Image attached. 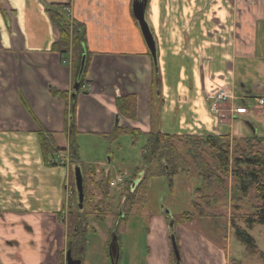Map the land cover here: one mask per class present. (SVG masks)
Returning <instances> with one entry per match:
<instances>
[{
  "label": "crops",
  "instance_id": "obj_1",
  "mask_svg": "<svg viewBox=\"0 0 264 264\" xmlns=\"http://www.w3.org/2000/svg\"><path fill=\"white\" fill-rule=\"evenodd\" d=\"M133 3L0 0V264H66L70 246L65 216L73 200L66 184L71 186V168L76 164L47 165L40 130L69 152L76 136L108 133L117 121L140 129L144 136L151 130L205 135L224 128L210 109L207 93L232 87L236 57L256 54L258 42L262 46L264 0H147L145 17L156 60ZM50 10L84 24L80 62L84 53V67L88 58L89 64L83 77L79 63L76 82L72 51H52L60 33ZM82 79L85 88H80ZM50 87L71 95L68 106L51 94ZM125 94L137 96L136 120L125 118L116 108V97ZM231 102L225 104L227 112L235 108ZM234 112L224 126L239 136L241 114ZM158 216L154 224L165 230L166 255L172 247L167 227L172 226L168 214L164 219ZM93 234L101 242L100 264H114L119 239L102 231ZM84 254L73 257L94 264L88 261L89 246Z\"/></svg>",
  "mask_w": 264,
  "mask_h": 264
},
{
  "label": "rangeland",
  "instance_id": "obj_2",
  "mask_svg": "<svg viewBox=\"0 0 264 264\" xmlns=\"http://www.w3.org/2000/svg\"><path fill=\"white\" fill-rule=\"evenodd\" d=\"M261 44L262 46H259L260 42H258L256 54L236 57L235 64L232 65L235 72L232 78V87L225 86L233 88L236 98L222 103L218 112H213L221 118L219 122L224 128L214 130L212 134L221 135L229 132L231 127L225 128L224 126H228L227 117L233 120L230 112H234L236 108L244 107L243 114L235 111L237 114H241L244 135L238 136L232 132L234 136L239 139L247 136L264 137V105L259 106L258 104L260 99L264 100V28ZM242 98L246 99L245 104ZM229 102L235 108L231 107L230 112H227L225 104ZM235 118H238L235 120H240V116ZM235 125L241 129L240 122ZM100 134L82 133L76 136L74 144L78 148L80 162L95 168L97 173L101 169L109 170L112 180L115 179V181L119 176H123V183L116 185L111 190L113 197L110 200L112 211H119L122 216L124 212L122 214L121 211L124 210L126 200L124 184H130L132 189H135L142 179L144 170L147 169L141 153L146 136L140 134L133 138L131 134H122L114 141ZM179 148L183 153L186 152V147L183 145L179 144ZM63 158L62 164H65L66 160L70 158V153L64 151ZM151 165V169L156 166V164ZM137 169L143 170V172L134 176ZM101 177L99 173L97 178ZM225 179H227L225 187L221 188L215 185L212 189L205 190L207 193L218 192L221 195L220 202L207 209L208 215L195 218L192 222L176 225L173 223V216L184 211H192V201L199 199L196 190L201 184L194 168L189 174L179 173L176 175L173 190L168 187L166 177H149L146 201L135 206L127 215L126 220L113 232H110L112 216L103 222L97 221L91 216L89 218L90 227H93L92 222H94L96 227V229L93 227L94 232L102 231L107 233L108 237L114 235L117 240L119 239L120 254L118 260L116 262L114 260V264H232L233 260H237L239 264H262L259 259L250 257L246 253L245 246L236 239L229 229V219L232 214L229 192L233 178L228 176ZM92 190L100 198L98 191L95 188ZM251 201V204L256 202L253 198ZM71 202L73 203L72 199ZM244 210L249 212L250 206L246 205ZM151 213H154L155 216L152 217ZM166 213L169 217L168 223L172 226L171 229L167 227L166 236L170 239L169 243L172 244V247L166 255H163L165 253L163 251L165 246L163 232L165 230L156 229L154 221L156 214L159 215L158 219L159 217L164 219L167 216ZM185 234L187 235L185 236ZM250 234L256 240L259 250L264 252V225H257L250 231ZM177 238L181 239L178 244ZM86 246H89L91 252L88 256L89 263L100 264L98 252L101 242L95 237L93 231H89L87 235ZM151 256L153 257L151 258Z\"/></svg>",
  "mask_w": 264,
  "mask_h": 264
},
{
  "label": "trees",
  "instance_id": "obj_3",
  "mask_svg": "<svg viewBox=\"0 0 264 264\" xmlns=\"http://www.w3.org/2000/svg\"><path fill=\"white\" fill-rule=\"evenodd\" d=\"M50 18L57 27L60 37L53 44L52 51L64 54L71 50L73 77L76 82V74L82 54V46L85 38L84 24L73 20L70 22L65 15L56 10H50ZM89 64V58L83 69V77L86 75ZM84 79L81 80L80 88H83ZM86 90V89H84ZM53 96L65 100L66 105L71 101V95L67 91H62L56 87H50ZM87 92V91H86ZM137 96L135 94H125L117 96L115 105L118 112L125 118L136 120L138 116ZM72 112L75 117L76 101L72 103ZM67 113V112H66ZM122 134H131L133 138L143 134L138 128H128L121 125H115L113 130L100 135L116 140ZM39 144L47 165H64L54 157H58L65 148L55 146L54 138L51 134L39 131ZM146 142L141 148L142 158L147 165V169L141 171L137 169L136 175L143 172V176L135 189L129 184H124L126 188L124 197V210L113 212L110 200L112 199V175L110 171L91 168L82 162L78 155V148L73 143L70 147L71 165L80 166L83 175L84 202L83 207H79L78 192L75 186L74 170L71 168L70 183L73 189V204L70 206L66 223L69 237V246L72 248L73 255L84 257L89 231H95L90 227L89 218L92 216L97 221L103 222L109 216H112L110 232H113L127 218V215L138 204L146 201L148 178L151 176L166 177L168 187L173 190L175 177L179 173L189 174L194 168L199 179V185L196 192L198 200H193V210L174 214L173 223L182 225L192 222L198 217L208 215V208H212L221 200L218 192L207 193L205 190L212 189L215 185L225 187L226 177L233 178V184L230 188V207L231 215L229 219V229L236 239L241 242L246 253L250 257L259 259L264 264V252L259 250L256 240L250 234L257 225H264V137L247 136L240 139L233 136L230 132L226 134H171L160 130H151L145 133ZM179 144L186 147L183 153ZM151 164H156L151 169ZM143 168V167H141ZM102 176L98 179V175ZM95 188L100 198L92 190ZM255 193V194H253ZM252 198L256 201L251 204ZM246 205L250 206V211L244 210ZM120 209V208H119ZM232 264H239L233 260Z\"/></svg>",
  "mask_w": 264,
  "mask_h": 264
},
{
  "label": "water",
  "instance_id": "obj_4",
  "mask_svg": "<svg viewBox=\"0 0 264 264\" xmlns=\"http://www.w3.org/2000/svg\"><path fill=\"white\" fill-rule=\"evenodd\" d=\"M134 14L137 20L139 21V24L141 26L143 35L145 37L146 43L148 44L149 48L151 49V52L153 54L154 59L156 60V46L155 41L153 38V35L150 30V26L148 21L145 17L146 12V6H147V0H134ZM85 64V55L83 53L82 59L80 62L81 68L84 67ZM78 85L76 86L77 89ZM116 125H119V122H116ZM252 126V124H250ZM74 177H75V186L76 190L78 192V201H79V207H83L84 202V185H83V175L80 166L76 165L74 168ZM116 240H113L112 245H115ZM174 243V242H173ZM175 244V243H174ZM66 264H82V260L79 258H74L72 254V248H68L66 251Z\"/></svg>",
  "mask_w": 264,
  "mask_h": 264
},
{
  "label": "built area",
  "instance_id": "obj_5",
  "mask_svg": "<svg viewBox=\"0 0 264 264\" xmlns=\"http://www.w3.org/2000/svg\"><path fill=\"white\" fill-rule=\"evenodd\" d=\"M83 87H86V84L83 85ZM207 98L209 100L211 99V109L214 112H218L219 107L222 103L227 102L228 100L234 99L236 97L234 95L233 88L230 89V87H219L216 90L207 93ZM258 104L259 106H263L264 100L260 99ZM235 111L243 114L245 108L244 107L236 108ZM57 159L62 161L64 159L63 154H60L58 157H54V161H56ZM66 162H69V158L66 160ZM122 182H123V176H119L116 181L115 179L111 181V186L115 187L116 185L121 184ZM67 191L69 192V194L72 193V190L69 187V185H67Z\"/></svg>",
  "mask_w": 264,
  "mask_h": 264
}]
</instances>
